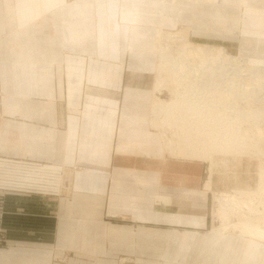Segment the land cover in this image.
Segmentation results:
<instances>
[{
  "label": "crops",
  "instance_id": "crops-1",
  "mask_svg": "<svg viewBox=\"0 0 264 264\" xmlns=\"http://www.w3.org/2000/svg\"><path fill=\"white\" fill-rule=\"evenodd\" d=\"M177 27L264 59V0H0V264H147L150 226L195 223L196 173L149 121L156 37ZM261 242L222 243L223 262L264 264ZM176 244L174 264L197 250Z\"/></svg>",
  "mask_w": 264,
  "mask_h": 264
},
{
  "label": "bare ground",
  "instance_id": "bare-ground-1",
  "mask_svg": "<svg viewBox=\"0 0 264 264\" xmlns=\"http://www.w3.org/2000/svg\"><path fill=\"white\" fill-rule=\"evenodd\" d=\"M189 35L188 29L183 27L166 34L165 43L156 46L159 59L152 95L169 89L171 99L167 101L157 96L151 97L150 125L166 134L164 145L172 158L208 160L211 177L218 165L217 157H223L222 163L226 164L231 156L238 162L242 157L257 155L260 161L256 189L240 188L236 181L240 186L237 189L241 194L248 192L264 196V149L258 145L264 141L261 122H264V109L257 107L255 101H250L253 112L251 114L249 110L251 115L247 118H235L236 114L229 111H239L237 104L230 103V99L235 101L244 88L240 75L244 74L245 68H254V74L264 73V62L256 57L230 54L221 46L193 43ZM212 185L213 181H208L205 187L211 190ZM235 195L230 191L214 195L220 201L218 214L223 223L220 229L213 230L214 235L228 231L264 242V208L262 212L254 214L256 206L252 205L253 199H242ZM228 201H236L242 207H247L248 211L238 205L240 209H236L235 202L226 210L223 207Z\"/></svg>",
  "mask_w": 264,
  "mask_h": 264
},
{
  "label": "rangeland",
  "instance_id": "rangeland-1",
  "mask_svg": "<svg viewBox=\"0 0 264 264\" xmlns=\"http://www.w3.org/2000/svg\"><path fill=\"white\" fill-rule=\"evenodd\" d=\"M178 28L179 27L175 29H166L164 32L163 31L159 32L158 36L156 37L155 46L159 44L163 45L165 43L164 36L166 34H169V32L170 33L177 32L176 30H178ZM191 40L195 43H206L212 46L224 47L226 51L230 54L237 53V54L243 55L237 50L236 48L237 43L232 44L230 42L221 41V40L215 41V42H207V41L196 42L192 38ZM156 53L155 52L153 53L152 64H155L157 62L158 54ZM158 59H159V56H158ZM259 60L264 62V59H258V61ZM243 73L244 74L240 75V78L244 82V88L242 89V91L240 90V93H239L240 96L236 97L235 101H232V99H230V103L233 102L234 104H237L238 109H239V111L236 109L229 110L236 114L235 118H239V117L247 118L252 114L253 110L250 109L251 108V105L249 104L250 101L252 102L255 101V104L257 107H261L264 109V73L254 74V68H245ZM169 91H170L169 89H163L162 93H153L152 96L153 98L157 96L161 100L170 101L171 93ZM150 107H152V105ZM249 110L251 111V114H249ZM261 122H262V126H264V122L263 121ZM158 133H159V136L161 137V140L163 141L166 163L168 161L177 162L176 160L179 159L178 168L181 167V168H186V170H188V167H190L191 171L193 169V171H195L196 173L197 217L195 219L196 220L195 223L193 222L194 219L192 218L190 219L191 223L189 224L188 218L179 219V218H173L169 215H165L166 222H165L164 229H163L164 231L156 232L155 230H152L150 226L149 232L146 235L148 238V242L150 244V248H148L146 252L147 259H148L147 264H174V261L175 260L177 261V259L175 258L177 257V255L175 254H178L179 251L177 249H173V247L175 246L177 242H180V241H196L197 242V250L190 252L192 253L191 254L192 257L189 256L190 253H188V251L186 252L181 251V254L186 253L185 257L179 256L187 260L186 262H183L184 264H226V262H223L224 258L222 256V253L223 252L226 253V250L224 251L222 250L221 248L222 246H220L222 243L239 244V247L244 248V247H250L248 246V244L250 243L261 242V241L253 240L252 238L248 236L243 237V236H239L234 233H230L228 231L223 232L221 234H217V235H214L213 233L214 229H220V226L222 227L223 225L222 218L220 214H218V211L221 208V205H219L220 201L219 199H216L214 197L216 193L230 191L231 194L233 195L236 194L235 196H237L238 198L241 197L242 199L244 198L248 200L253 199L252 205L256 206V209L255 211H253V213L258 214L259 212L263 211L264 196L260 195L259 197L258 195L256 196L255 194L248 193L247 191H246L247 193L241 194L239 190L237 189L240 186H241L240 188H245V189L249 187L250 189H256L257 187L256 182H258L259 180L258 163L260 161L258 158H256L257 155L242 157L241 161H238V162L234 157L231 156L228 158L229 164L228 162L226 164L222 163L223 160L221 159L223 157H217L216 162L218 165L215 166L214 173L212 175L213 177H211L210 163L208 160L189 161L187 157L178 158V159L172 158V156L169 154V150L164 145L165 140H166V134L160 132L159 130H158ZM256 143L258 142L256 141ZM258 145H260V149H264V141L259 142ZM262 159L264 160V156ZM240 172H242V174ZM184 173L187 174L188 171L184 172L181 169L182 177ZM226 173H229V174H226ZM208 181H213L211 190L210 189L208 190L205 187V184H207ZM236 181H238L240 186H238L239 184H237ZM181 182L188 184V181H181ZM223 182H225V184ZM229 182L232 184L230 185ZM191 184H192V181H191ZM214 190L215 191L217 190V191L215 192ZM166 199H167V202L165 201ZM156 201L157 203H163L165 205H168V204H171V197L166 196V195H158L156 196ZM232 202L237 203L236 201H228V203L225 204L223 208L228 210V206ZM237 205L243 208L242 210L248 211L247 207H242L238 203L236 204V209L239 208ZM189 225H191V228H188ZM205 243H209V245L206 246L207 248L203 246ZM261 243L264 244L263 241ZM156 246H159V249H155ZM228 247H232V246L229 245ZM232 252H234V250ZM235 252H238L239 254L243 253V255L240 258H244L245 252L246 253L252 252L253 256L255 257L259 254L258 251L255 250V248H252L250 250L242 249V250L235 251ZM112 254L113 253H106L105 255H101L100 264H108V263L110 264V262H112L111 264H136V263H132L134 262L133 257L137 259L136 253L127 254V255L125 254L117 255V259L115 261H113L115 256ZM120 259L122 262L120 261Z\"/></svg>",
  "mask_w": 264,
  "mask_h": 264
},
{
  "label": "built area",
  "instance_id": "built-area-1",
  "mask_svg": "<svg viewBox=\"0 0 264 264\" xmlns=\"http://www.w3.org/2000/svg\"><path fill=\"white\" fill-rule=\"evenodd\" d=\"M2 212H3V197L2 195L0 194V235L2 233Z\"/></svg>",
  "mask_w": 264,
  "mask_h": 264
}]
</instances>
